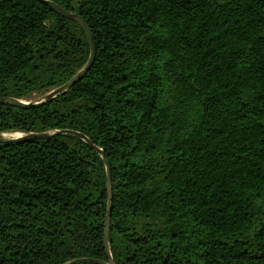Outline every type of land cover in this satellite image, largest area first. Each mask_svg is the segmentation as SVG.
<instances>
[{
	"label": "trees",
	"instance_id": "obj_1",
	"mask_svg": "<svg viewBox=\"0 0 264 264\" xmlns=\"http://www.w3.org/2000/svg\"><path fill=\"white\" fill-rule=\"evenodd\" d=\"M96 57L0 103V133L104 150L116 264H264V0H51ZM84 27L0 0V97L87 62ZM107 168L77 136L0 142V264H108Z\"/></svg>",
	"mask_w": 264,
	"mask_h": 264
},
{
	"label": "water",
	"instance_id": "obj_2",
	"mask_svg": "<svg viewBox=\"0 0 264 264\" xmlns=\"http://www.w3.org/2000/svg\"><path fill=\"white\" fill-rule=\"evenodd\" d=\"M41 1L48 4L55 12L67 18L77 20L84 27L87 37H88L89 44H90L89 58L86 64L73 77H71L66 83L59 86L58 88L53 89L52 91L40 96L37 99L25 100V99L13 98V97H0V103L2 104H9V105L18 106L21 108H31V107H37V106L43 105L51 101L56 96L68 91L72 86H74V84H76L79 80H81L88 73V71L91 69L92 65L94 64L95 57H96V44L94 41L93 34L90 30V27L87 25L85 20L79 14L67 10L51 0H41ZM14 133L19 134V136L4 138L5 134L0 133V142L27 141L30 139L52 138L55 135L69 134V135H73V136H77L81 138L88 145H90L92 148H94L97 152L101 154V157L103 158L106 168H107V188H108V213H107V218H106L104 242H105L106 251H107L108 264H116L112 256V253H111L110 240H109V226H110L111 211H112V186H111L109 163L106 159V154L104 150L97 147L90 139L87 138V136L84 133L73 130V129H60V130L39 132V133H22V132H14Z\"/></svg>",
	"mask_w": 264,
	"mask_h": 264
},
{
	"label": "rangeland",
	"instance_id": "obj_3",
	"mask_svg": "<svg viewBox=\"0 0 264 264\" xmlns=\"http://www.w3.org/2000/svg\"><path fill=\"white\" fill-rule=\"evenodd\" d=\"M37 99V98H36ZM6 136H4V138H10V136H8V135H10V134H15L14 132H6V133H4Z\"/></svg>",
	"mask_w": 264,
	"mask_h": 264
},
{
	"label": "bare ground",
	"instance_id": "obj_4",
	"mask_svg": "<svg viewBox=\"0 0 264 264\" xmlns=\"http://www.w3.org/2000/svg\"><path fill=\"white\" fill-rule=\"evenodd\" d=\"M5 136H6V135H5ZM8 136H10V137H17V136H19V134L15 133V134H10V135H8Z\"/></svg>",
	"mask_w": 264,
	"mask_h": 264
}]
</instances>
